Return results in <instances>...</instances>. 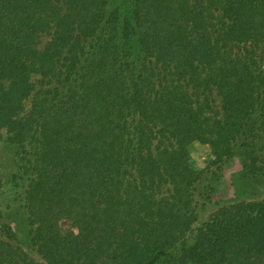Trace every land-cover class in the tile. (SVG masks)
<instances>
[{
	"label": "trees",
	"instance_id": "trees-1",
	"mask_svg": "<svg viewBox=\"0 0 264 264\" xmlns=\"http://www.w3.org/2000/svg\"><path fill=\"white\" fill-rule=\"evenodd\" d=\"M130 3L0 0V137L47 264H159L191 229L197 191L210 199L236 158L264 171V0ZM182 254L264 264V200L218 210ZM0 264L37 263L0 240Z\"/></svg>",
	"mask_w": 264,
	"mask_h": 264
},
{
	"label": "rangeland",
	"instance_id": "rangeland-1",
	"mask_svg": "<svg viewBox=\"0 0 264 264\" xmlns=\"http://www.w3.org/2000/svg\"><path fill=\"white\" fill-rule=\"evenodd\" d=\"M125 1L126 7H130L131 0H113L112 6ZM50 32L40 38L39 47L45 46L50 38ZM130 51H136L130 48ZM40 76L33 75L32 80L36 84V90L40 88ZM31 106V98L24 102L23 110L27 111ZM209 147L206 144L195 141L190 147L193 163L204 169L209 157ZM264 160V154H262ZM17 171V157L15 144L8 140L6 130L1 131L0 137V240L10 242L13 246L22 249L27 256L37 264H47V260L39 253L38 245L34 241L35 225L31 221L25 200V183L14 179ZM224 177L226 183L221 185L218 191L211 195L210 199L200 191L195 195L196 217L181 241L170 250V254L161 260L159 264H173L180 261L184 247L191 245L195 239L196 229L206 223L215 212L224 207L242 202H253L264 200V171L258 174H247L244 172L239 159H235L229 167L225 168ZM236 184L242 186V192L235 191ZM198 183V188H199ZM197 188V190H198ZM165 192V190L163 189ZM58 227L62 234L73 230L77 233L73 222L69 218L59 220Z\"/></svg>",
	"mask_w": 264,
	"mask_h": 264
}]
</instances>
